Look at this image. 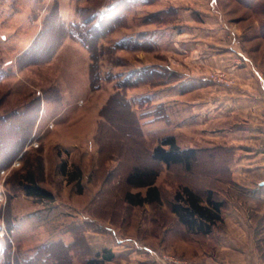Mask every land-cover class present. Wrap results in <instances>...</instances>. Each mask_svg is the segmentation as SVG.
I'll return each mask as SVG.
<instances>
[{"label": "rangeland", "instance_id": "rangeland-1", "mask_svg": "<svg viewBox=\"0 0 264 264\" xmlns=\"http://www.w3.org/2000/svg\"><path fill=\"white\" fill-rule=\"evenodd\" d=\"M113 1L116 2L74 0L78 23L81 19L78 10L85 11L82 13L85 16L105 14ZM61 2L62 0H0V117L6 123L14 122L15 120L5 117L13 112L29 111L28 107L32 108V104L37 101L41 107L47 106L49 114L50 111L57 110L60 115L66 109L62 116L64 119L68 117V121H72L87 116L83 119L90 123L89 116L92 112L87 110L96 109L102 98H98L96 91H107L110 88L114 91L104 102L102 109L114 94L119 93L120 96L104 111L105 117L102 116L101 109L96 135L89 136L85 144L76 148V153L72 154L64 146L50 142L49 132L53 130L57 120L51 121L45 116L39 128L38 123L36 124L33 137L27 140L23 152L11 166L0 171V264H22L33 258L45 244L59 241L69 244L74 241V235L67 233V230L78 225L87 226L86 236L94 245L93 248L101 250L106 245L110 246L107 248L115 257L110 264H121L119 259L128 258V255L135 252L153 253L161 262L162 256L166 255L161 253L167 249L174 252L178 247H182L181 251L186 247L177 238V235L183 234L169 207L175 192L185 184L198 185L199 182L203 184L208 181L202 178L198 182L193 173H186L181 166L168 168L151 160V151L160 140L173 136L163 134L160 128L161 121L171 122V115H167L164 105L152 99L158 96H147L140 87L146 83L154 87L175 83L178 81V74L155 65L147 66L144 71L132 69L128 63V52L160 47V41H154L160 31L154 33V38L149 43L146 40L149 39L147 34L142 32L145 27L159 28L167 25L162 32L167 38L165 44L173 41L178 33L177 29L183 23V10L173 4L152 6L153 3H150L148 6L137 7L135 3L121 7L120 14L123 17L120 27L100 40L90 39L92 52L75 40L86 48L90 56V91L87 92L84 73L67 74L61 70L64 67L62 63L50 62L59 51L60 44L65 39H72L67 26L73 22L69 23V20L63 18ZM248 2L254 13L262 10L257 0ZM163 11L172 13L157 17V20L150 19L152 15ZM38 24L41 29L36 34ZM128 34L130 36L120 41L129 39L131 42H124L127 44L126 48H117V43L120 42L118 37ZM230 37L239 49L243 46L236 30L231 31ZM26 41H32L31 46L18 52L24 49L21 46ZM121 50L125 55H117ZM237 55L244 57L240 50ZM79 61L71 67L79 70L82 60ZM242 61L246 63L247 60ZM141 62L139 60L133 65L139 66ZM120 64L126 66L118 70L116 66ZM92 92L93 95H88ZM75 109H86L87 112L79 113L78 116ZM28 114L33 115L30 112ZM173 123L175 124L174 119ZM89 128L86 125L82 132ZM199 149H207V146ZM63 163H66L68 171H81V192L77 181L71 182L69 177L61 173ZM135 165L157 169L156 185L162 193L160 204L131 206L126 203V191H146L145 188H133L126 183V177ZM205 166L207 167V162L201 168ZM30 169L35 171L39 183L55 194V202L36 200L21 191L18 186L19 176ZM88 232L102 234L106 245L95 242L96 236L92 233L88 235ZM193 248H186L183 252L193 257L190 255ZM79 261V256L75 255L74 263Z\"/></svg>", "mask_w": 264, "mask_h": 264}, {"label": "crops", "instance_id": "crops-1", "mask_svg": "<svg viewBox=\"0 0 264 264\" xmlns=\"http://www.w3.org/2000/svg\"><path fill=\"white\" fill-rule=\"evenodd\" d=\"M257 2L262 10L254 13L248 0H158L151 5L173 4L182 8L184 17L178 33L173 41L165 44L167 38L162 32L167 25L145 27L142 32L149 35H146L149 43L154 33L160 31L154 39L156 43L160 41V47L128 52V63L132 69L144 71L147 66L155 65L178 74L175 83L160 87L146 83L140 87L147 96H158L152 99L164 105L167 115H171L170 123L161 121L163 134H172L183 149L222 147L231 153L226 168L230 179L225 181L222 195V199L227 201L222 229L206 238L177 235L180 243L186 246L185 251L194 247L190 254L193 257L181 251L182 247L174 250L176 253L167 249L161 254H176L180 258L199 259L212 264H264V0ZM135 3L137 7L149 5L142 0H135ZM61 4L63 18L69 23H78L74 0H62ZM116 4L113 1L111 5ZM40 26L38 24L36 34ZM235 30L243 42L240 49L230 37L231 31ZM128 36L116 37L120 41ZM31 43L26 41L21 46L24 49L18 52L27 50ZM60 45L50 62L62 63L64 67L61 70L67 74L84 73L85 91L89 92V52L73 39H65ZM239 50L243 58L237 55ZM122 54L125 55L121 50L117 55ZM243 59L247 60L246 63ZM139 60L143 63L133 65ZM78 61L81 63L79 70L71 67ZM122 66L126 65L120 64L116 68L120 70ZM111 89L96 91L98 98H102L96 109L87 110L93 113L89 116L90 123L83 119L87 116L72 121H68V117L64 119L62 116L66 109L60 115L57 110L49 114L44 105L37 127L45 116L51 121L56 119L53 130L49 132L50 142L76 153V148L85 144L89 136L96 135L100 122L98 113L113 94ZM75 110L78 116L87 112L86 109ZM86 125L90 127L89 132H82ZM91 233L96 236L95 242L106 245L102 234L88 232V235ZM106 247L110 248L109 245ZM154 255L135 252L118 262L164 264Z\"/></svg>", "mask_w": 264, "mask_h": 264}, {"label": "trees", "instance_id": "trees-1", "mask_svg": "<svg viewBox=\"0 0 264 264\" xmlns=\"http://www.w3.org/2000/svg\"><path fill=\"white\" fill-rule=\"evenodd\" d=\"M116 6H111L108 11L101 16L93 14L89 16L82 15L83 12L77 11L80 16V23L69 24V36L78 40L84 47L91 52L90 39L100 40L105 35L121 26V7L135 4L133 0H115ZM145 4L153 3L156 0H142ZM125 5V6H124ZM176 11V10H174ZM171 11H163L152 15L151 20H157L164 15L171 14ZM158 17V18H157ZM64 33V32H63ZM61 38V37H60ZM125 39L117 43V48H126ZM135 40H132V42ZM94 60L95 58L92 57ZM94 63V61H93ZM92 63V64H93ZM91 70V68H90ZM119 93L114 94L105 107L102 109V116L107 108H110L115 102ZM119 99V98H118ZM41 102V101H40ZM33 107H28L29 111L13 112L8 118L11 121L6 123L5 119L0 117V171L13 164L16 157L23 152V148L28 139H32V134L41 115L42 107L34 102ZM33 115H29L28 113ZM4 122V123H3ZM6 123V125H5ZM21 138V139H16ZM11 145L12 147H8ZM231 153L224 148H188L183 149L178 146L175 137L167 136L160 140L151 151V160L156 163L164 164L166 167L181 166L186 173H193L198 182L206 179L208 182L199 184H185L180 186L175 192L169 207L175 216L176 223L180 227L183 238H206L214 235L216 231L222 229L225 224V214L227 201L222 199L224 195L225 181L230 179L226 174L228 157ZM207 162V167H202ZM40 165V164H39ZM61 173L69 177L71 182L77 181L81 189V171L75 169L67 170L66 163L62 164ZM158 171L154 167L145 165H135L126 177V183L133 188H145V193L126 191L124 199L131 206H143L145 204H160L162 202V193L156 185ZM233 184H235L233 182ZM18 186L28 197L40 201L55 202L56 196L47 188L43 187L33 169L25 171L19 176ZM79 226V227H78ZM76 228L67 230L74 235V241L66 244L62 241L45 244L41 246L35 256L22 264H75L74 257L79 256L80 261L77 264H110L115 258L111 251L104 247L101 250L93 248L87 239L86 225H78ZM19 261V260H18ZM19 262L18 264H20Z\"/></svg>", "mask_w": 264, "mask_h": 264}, {"label": "built area", "instance_id": "built-area-1", "mask_svg": "<svg viewBox=\"0 0 264 264\" xmlns=\"http://www.w3.org/2000/svg\"><path fill=\"white\" fill-rule=\"evenodd\" d=\"M162 260L164 264H212L208 261L199 259H184L172 255H163Z\"/></svg>", "mask_w": 264, "mask_h": 264}]
</instances>
